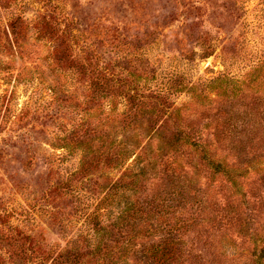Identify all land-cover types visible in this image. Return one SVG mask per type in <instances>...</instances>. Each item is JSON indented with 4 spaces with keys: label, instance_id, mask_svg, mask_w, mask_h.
Segmentation results:
<instances>
[{
    "label": "rangeland",
    "instance_id": "1",
    "mask_svg": "<svg viewBox=\"0 0 264 264\" xmlns=\"http://www.w3.org/2000/svg\"><path fill=\"white\" fill-rule=\"evenodd\" d=\"M218 75L242 91L204 90ZM262 96L264 0H0V264H251ZM228 116L255 136L230 175L177 178L179 124L214 145Z\"/></svg>",
    "mask_w": 264,
    "mask_h": 264
},
{
    "label": "trees",
    "instance_id": "2",
    "mask_svg": "<svg viewBox=\"0 0 264 264\" xmlns=\"http://www.w3.org/2000/svg\"><path fill=\"white\" fill-rule=\"evenodd\" d=\"M260 71H257V76L255 75L254 78H250L251 82L247 85L248 89L250 92H255L257 93L258 91L260 92V84L258 83V73ZM246 77H241V78H228L223 75H218L212 79H210L207 84L206 83H201V86H205L204 90H220V94L225 96L228 94L227 91H229L231 96L235 97L238 95L241 91L242 88L241 86L244 85ZM192 90L195 91L197 90L198 86L196 87L195 85H192ZM204 92V91H203ZM259 105L254 108H257L254 111V116L259 117L260 120H257V122H262L260 125L259 129L263 130L264 132V96L261 98L258 97ZM261 108V110H260ZM235 116H228L225 117L224 119H227L224 121L221 126L217 125L214 130V141H218L216 144L212 145L211 143H206L199 136H195L192 130H187V127L182 128L179 124V129L172 135L171 139L173 140L172 143L168 144L170 147L174 146H182L180 150L175 149L176 151V156L179 160H184L183 164H179L177 166V169H179V173L177 178H180L182 180H187L189 181L191 177L193 176L194 170L196 167H201L200 170H204L205 172H208L209 174H214V173H219L221 170L230 175V172L225 169V166L221 160L225 158L224 154L226 155L227 151H232L235 150L237 153H244L246 151V143H251L252 139H255L252 134L248 135L243 134V139H233V137H230L231 139L226 140L227 136L232 132L233 129H236V120L234 118ZM181 126V127H180ZM234 127V128H233ZM247 131V129H244ZM253 129H249L248 133H253ZM242 131H239L238 134H241ZM231 135V134H230ZM237 136H234V138ZM261 139V138H260ZM262 140V139H261ZM165 143V142H163ZM159 143L157 144L156 147V153L161 152L165 144ZM237 148L238 150L234 149ZM237 155V154H236ZM146 164H149L150 161L147 159ZM145 164V165H146ZM154 164V162H153ZM144 165V166H145ZM144 167H141V170H143ZM232 172V170H230ZM180 176V177H179ZM188 178V179H187ZM126 205L124 206L123 209H120L118 211V216L117 218L122 219V221H129L130 219H133L136 214L138 213L139 209L133 204L131 199L129 197H126L125 201ZM137 212V213H136ZM177 230V226H176ZM168 236L170 235V231L166 232ZM173 238L170 237L168 240L164 243L165 246H163L164 253H166V250H169V246L173 243L172 240ZM175 239V238H174ZM252 259H251V264H263V259H264V246L259 248L258 250L253 249L251 253Z\"/></svg>",
    "mask_w": 264,
    "mask_h": 264
}]
</instances>
